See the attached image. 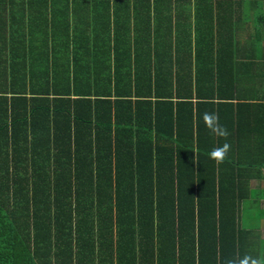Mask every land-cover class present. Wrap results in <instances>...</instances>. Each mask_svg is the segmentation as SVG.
Listing matches in <instances>:
<instances>
[{"label":"trees","instance_id":"trees-1","mask_svg":"<svg viewBox=\"0 0 264 264\" xmlns=\"http://www.w3.org/2000/svg\"><path fill=\"white\" fill-rule=\"evenodd\" d=\"M29 2L40 14L49 9L44 21L57 23L61 41L85 24L90 10L148 3ZM194 4L210 28L198 32L196 44L224 45L215 55L214 48L198 49L211 51L207 59H225L230 0ZM42 90L41 97L0 95V264H239V185L230 159L220 170L202 144L205 101L193 107L186 99L182 118L162 95L154 107L137 101L133 108L128 95L73 101L67 88L57 97L55 80L46 79ZM89 92L87 85L82 95Z\"/></svg>","mask_w":264,"mask_h":264},{"label":"crops","instance_id":"crops-1","mask_svg":"<svg viewBox=\"0 0 264 264\" xmlns=\"http://www.w3.org/2000/svg\"><path fill=\"white\" fill-rule=\"evenodd\" d=\"M145 1V7L132 2L115 11L90 10L74 33L71 18V36L61 41L57 23L44 21L49 9L40 14L29 0H0V95L41 97L49 79L56 81L57 97L67 95L68 88L73 101L128 95L133 108L137 101L154 107L156 96H166L182 118L188 113L186 99L191 97L193 107L202 99V144L210 150L225 142L231 146L226 159L239 185V257L264 258V0H230L225 59H207L211 51L198 49L214 48L215 55L224 45L214 39L216 20L212 45L196 44L198 32L210 28L190 0H165L164 8L158 0ZM87 85L90 95L84 96ZM97 103L102 110L108 106ZM212 106L227 137L210 135L205 127L202 116ZM218 168L229 167L220 163Z\"/></svg>","mask_w":264,"mask_h":264},{"label":"clouds","instance_id":"clouds-1","mask_svg":"<svg viewBox=\"0 0 264 264\" xmlns=\"http://www.w3.org/2000/svg\"><path fill=\"white\" fill-rule=\"evenodd\" d=\"M203 122L210 135L217 137H227V129L219 124L218 114L215 112H205L202 116ZM230 144L225 142L223 146H217L209 152V158L212 159L216 164L223 163L226 159ZM264 264V258H252L245 257L239 261V264ZM230 264H237L235 260L230 261Z\"/></svg>","mask_w":264,"mask_h":264},{"label":"rangeland","instance_id":"rangeland-1","mask_svg":"<svg viewBox=\"0 0 264 264\" xmlns=\"http://www.w3.org/2000/svg\"><path fill=\"white\" fill-rule=\"evenodd\" d=\"M190 2L194 4V0H190ZM191 7H193V6H191ZM193 8H194V7H193Z\"/></svg>","mask_w":264,"mask_h":264}]
</instances>
